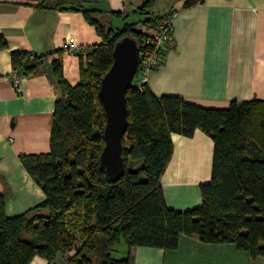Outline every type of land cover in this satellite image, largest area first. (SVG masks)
<instances>
[{
    "label": "trees",
    "instance_id": "trees-1",
    "mask_svg": "<svg viewBox=\"0 0 264 264\" xmlns=\"http://www.w3.org/2000/svg\"><path fill=\"white\" fill-rule=\"evenodd\" d=\"M183 1L188 8L204 0ZM154 3L146 0L135 10L146 18L116 28L106 26L101 9L82 2L66 7L81 11L102 37L84 54L79 52L81 80L76 84L64 76L60 49L46 54L11 50L13 68L22 75L38 72L58 53L50 63L61 95L55 102L50 150L21 155L45 200L8 216V191L0 193V264H29L38 254L51 261L59 252L70 253L66 264H92V252L97 253L96 264H136L133 247L173 249L182 233L207 242H234L253 257L264 256V100L234 99L225 108L205 107L178 94L156 95L148 84L142 89L134 84L126 93L124 173L111 180L100 166L106 123L101 80L121 37H134L142 57L150 50L146 39L168 15H152ZM6 47L8 41L0 34V48ZM165 47L159 51L162 60ZM197 129L214 141L212 177L200 185L199 206L174 209L167 205L161 184L173 152L172 134L192 136ZM130 160L142 162L132 169ZM121 241L127 246L125 256L116 258L112 252Z\"/></svg>",
    "mask_w": 264,
    "mask_h": 264
},
{
    "label": "crops",
    "instance_id": "crops-1",
    "mask_svg": "<svg viewBox=\"0 0 264 264\" xmlns=\"http://www.w3.org/2000/svg\"><path fill=\"white\" fill-rule=\"evenodd\" d=\"M145 1L0 0V34L8 41V47L0 48V193L8 191V216L46 198L21 155L50 150L55 102L61 95L50 63L58 53L38 72L20 74L15 86L11 50L46 54L60 49L64 76L76 84L81 80L79 52L102 37L81 11L66 7L82 2L101 9L111 24L123 19L110 11L128 18ZM183 3L155 0L151 8L152 15L174 16L172 38L149 74V88L156 95L178 94L205 107L225 108L234 99L264 100V0H204L188 8ZM172 142L161 177L165 201L174 209H191L202 203L200 185L211 180L214 141L197 129L192 136L173 133ZM131 258L136 264H264V256L253 257L234 242H207L184 233L176 248L135 246ZM29 264H66V257L59 252L49 261L38 254Z\"/></svg>",
    "mask_w": 264,
    "mask_h": 264
},
{
    "label": "water",
    "instance_id": "water-1",
    "mask_svg": "<svg viewBox=\"0 0 264 264\" xmlns=\"http://www.w3.org/2000/svg\"><path fill=\"white\" fill-rule=\"evenodd\" d=\"M140 59L137 40L125 35L113 49V62L104 74L99 88L106 123L105 144L100 154V166L111 180L119 179L125 170L123 135L128 126L126 93L133 85Z\"/></svg>",
    "mask_w": 264,
    "mask_h": 264
},
{
    "label": "built area",
    "instance_id": "built-area-1",
    "mask_svg": "<svg viewBox=\"0 0 264 264\" xmlns=\"http://www.w3.org/2000/svg\"><path fill=\"white\" fill-rule=\"evenodd\" d=\"M173 16L174 12L169 13L164 16L161 21L157 25V29L155 30L152 37L146 39V43L149 44L150 50L146 53L145 56H141L142 59L141 67L139 70V74L137 77L135 76L133 80V85L135 84L140 89L143 88L144 84H148L149 74L153 68L159 65L162 58L160 56L159 51L165 47V45L172 38V30H173ZM86 50L81 51L83 54ZM48 59V58H47ZM44 61H47L46 59ZM14 85L19 86L20 83V74L14 70L13 73ZM70 253H67L65 257L67 258Z\"/></svg>",
    "mask_w": 264,
    "mask_h": 264
},
{
    "label": "rangeland",
    "instance_id": "rangeland-1",
    "mask_svg": "<svg viewBox=\"0 0 264 264\" xmlns=\"http://www.w3.org/2000/svg\"><path fill=\"white\" fill-rule=\"evenodd\" d=\"M143 18V15L142 14H132L130 15L126 20L127 21H137L139 19H142ZM105 20V22L107 21L105 19V16H103V21ZM106 26H114L115 28L116 27H120V26H123V24L125 23L124 20H120V19H114V21H111V24L108 23V21L106 22ZM141 160H136L135 162L133 160H130L129 163H128V168H132V169H136L139 165H141ZM75 210H78V207H75ZM80 228L77 227L76 230H74V235L77 237L76 238V246H79L81 245V238H80V232H79ZM126 247V244L124 241H121L120 243L117 244L116 246V250H114L112 252V255L116 258H121V257H124L125 256V253H124V248ZM90 257L93 259V263L92 264H96L97 263V259H98V256H97V253L96 252H92L90 253Z\"/></svg>",
    "mask_w": 264,
    "mask_h": 264
}]
</instances>
